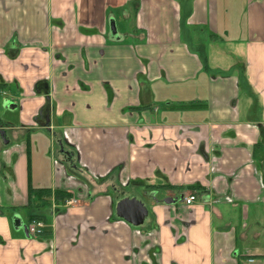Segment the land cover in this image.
Returning <instances> with one entry per match:
<instances>
[{
  "label": "crops",
  "instance_id": "1",
  "mask_svg": "<svg viewBox=\"0 0 264 264\" xmlns=\"http://www.w3.org/2000/svg\"><path fill=\"white\" fill-rule=\"evenodd\" d=\"M32 188L77 202L29 205ZM126 197L147 206L141 226L117 215ZM251 256H264V0H0V264Z\"/></svg>",
  "mask_w": 264,
  "mask_h": 264
},
{
  "label": "trees",
  "instance_id": "2",
  "mask_svg": "<svg viewBox=\"0 0 264 264\" xmlns=\"http://www.w3.org/2000/svg\"><path fill=\"white\" fill-rule=\"evenodd\" d=\"M71 159L69 158L68 155L64 157V162L65 163H70ZM73 164H71L72 166ZM70 167V166H69ZM71 168V167H70ZM69 168V169H70ZM73 173L76 175L77 172L76 170L74 171L73 169L71 170ZM29 205L31 203V198H37L40 201V206L41 207H47L53 203L58 207L57 210H61V208L64 207V203L67 199L72 198V195L69 192L63 191V190H52L51 188H32L29 192ZM52 200V201H51ZM44 215H32L30 216V222L34 220H44Z\"/></svg>",
  "mask_w": 264,
  "mask_h": 264
},
{
  "label": "water",
  "instance_id": "3",
  "mask_svg": "<svg viewBox=\"0 0 264 264\" xmlns=\"http://www.w3.org/2000/svg\"><path fill=\"white\" fill-rule=\"evenodd\" d=\"M117 215L133 226H141L149 210L145 203L137 197H126L121 199L116 205Z\"/></svg>",
  "mask_w": 264,
  "mask_h": 264
},
{
  "label": "built area",
  "instance_id": "4",
  "mask_svg": "<svg viewBox=\"0 0 264 264\" xmlns=\"http://www.w3.org/2000/svg\"><path fill=\"white\" fill-rule=\"evenodd\" d=\"M197 196L195 193L188 194L183 196V201L186 204H192L196 201ZM77 202L73 197L70 199H67L64 203V206H71L74 205ZM46 228V223L43 220H34L30 222L28 226V232L32 235L42 234ZM264 264V256H251L248 257L246 260L247 264H257V263Z\"/></svg>",
  "mask_w": 264,
  "mask_h": 264
}]
</instances>
